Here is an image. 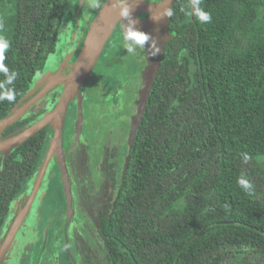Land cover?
Listing matches in <instances>:
<instances>
[{
    "label": "trees",
    "instance_id": "1",
    "mask_svg": "<svg viewBox=\"0 0 264 264\" xmlns=\"http://www.w3.org/2000/svg\"><path fill=\"white\" fill-rule=\"evenodd\" d=\"M189 2L175 0L172 38L128 153L123 184L108 177L104 185L109 203L99 232L113 264H264V0H202L210 23L187 14ZM77 3L0 0V37L10 43L4 64L17 74L7 86L14 88L15 100L0 102V122L63 62ZM96 15L97 8L82 14L81 45L91 23L85 19ZM5 79L0 72V83ZM137 83L140 90L141 79ZM59 97L60 91L49 95L47 109L36 103L2 139L36 124ZM50 133L43 129L6 162L0 248L11 226L7 221L37 181ZM242 153L251 159L244 162ZM51 171L59 177L54 159L44 179ZM242 174L253 185L252 195L238 184ZM51 190L43 180L35 206Z\"/></svg>",
    "mask_w": 264,
    "mask_h": 264
},
{
    "label": "flooded vegetation",
    "instance_id": "2",
    "mask_svg": "<svg viewBox=\"0 0 264 264\" xmlns=\"http://www.w3.org/2000/svg\"><path fill=\"white\" fill-rule=\"evenodd\" d=\"M105 1L106 0H102L103 3L101 7L104 5ZM162 1L164 0H145V3L154 5L157 3H161ZM100 8H97V14ZM92 10L93 9L89 8L88 4L85 1L80 11V15L74 16V19L76 20V24L74 27L72 38L75 33H76V38L75 41L74 40L72 41L71 39L69 44L70 48L68 52L65 54L63 62L60 63V66L57 69L58 71L59 70L63 71L62 76H66L70 73L71 68L76 62L77 57L84 45V43L83 45H81L80 39L78 40V34H80V22L83 17L82 14H84V12L86 15L87 13L88 14L90 12L92 13ZM149 17L150 16L147 13L138 14V18L141 20H148ZM93 20L90 21V17L87 16L85 22L86 24L90 22L92 23ZM122 38H123L122 31L120 30L119 27H117L116 31L114 32V36L110 41L114 43L108 44L107 46L106 51H108V55L106 58V62L104 63L103 61L104 65L105 64L111 65V63L115 61L114 60L115 57H124L125 55H128L129 57L130 56L133 57V59L136 62H138L140 65H142L145 62V66H146L144 53H140L139 55H135V56L127 53L124 48V41ZM71 45H73V47H71ZM77 52L78 55L76 56ZM63 63H65V66L62 68ZM103 63L101 62V64ZM109 67L111 68V70H113L112 65ZM57 70L53 72H56ZM53 72H49V73L52 74ZM134 78L132 80L128 79L129 80L128 83L135 79L136 81L138 80V78L135 79ZM97 81L100 82L98 79L92 80L91 84H89V86L86 87L87 97L83 101L84 119L82 122V129L78 128L79 126L78 99H76L72 103L70 112L68 113L65 122L64 149L66 154L69 178L71 181V187L73 193V206H74V215L70 225L69 226L67 225V217L64 215V213L67 210V204L64 195V189L60 181V176L58 177V176L49 175L47 179L48 182H50V186L53 184L61 185L62 196L61 195L60 196L62 197V202L61 200H59V207L57 208V210H55V213L53 215L51 214L47 217L43 225V218L45 216V213L43 214L38 211L37 207L39 206L40 203L37 206H35L38 200L37 197L40 195L39 193H37L23 224L21 225L19 231L17 232L15 238L13 239L12 244L7 249V252L5 253L4 257L1 259L0 264H42L43 260L45 259H48L45 261V264H50L52 261L53 264H113L107 242L99 232L101 212L102 210H105L106 205H108L109 203L107 194L104 191L105 190L104 185L108 177L113 179H119L118 185L120 183L125 161L128 156V153L127 156L122 153L123 150L122 147L124 146L126 148V151L128 152V148H127L128 131L131 126V120L135 116L137 111L136 99L133 96V95L136 96L135 93L137 92V89L135 88L131 91V93H129V97H132L131 100H128V102L123 101L122 103H120L118 101L117 102L112 101V96L117 94L116 87L118 86L114 87L113 94H110L112 96H107L109 97L108 99H106L107 107L104 108L105 105L102 106L98 105L100 104L101 100L99 99L93 100V98L91 97L92 88L98 89V87L92 85L94 82ZM134 84L136 86V84L138 83L134 82ZM44 86H42V89L44 88ZM63 90H64L63 86H58L54 91L48 93L47 96L42 98L37 103L40 105L38 108L47 109V104H49V101L46 100L43 101V99H47V97L51 94L55 95L58 91H60V97H59L60 99ZM126 90L127 87L125 91ZM88 104L91 106L92 109H94L93 112L94 115L92 117L88 116V112H87ZM131 104H133L135 108V111L133 113L129 109ZM52 111L46 112L45 116L46 114ZM107 129L110 131H108ZM106 130L108 131V133L102 134L105 133ZM115 134L117 135L115 136ZM104 141L105 143L107 142L110 143L112 149L111 155L109 156V158L107 157L108 158L107 163L105 162L102 163L101 161L98 160V157H96V155L100 153ZM92 146L94 147V150H92L93 149ZM76 158L79 159V165H78L80 168L79 176L78 175L75 176V174L78 173V170L75 167ZM88 172L91 173L89 174ZM91 178L93 179L94 182L99 181L100 179L98 178H102V183H101L103 187V191L101 194L102 198L100 204L95 206H93L92 201H87L84 198L85 186L87 182L90 181ZM31 193L28 196L27 200L25 201H23L22 199L19 200L17 205H21L22 203H24L23 207L16 214L12 212L13 214L11 215L10 220L7 221L5 226L8 227L9 223L11 224V226L9 227L6 233L2 246L6 241V238L10 233L11 228L14 225V222L17 220L20 212L28 204ZM41 195H42L41 199L43 201L48 197V192L41 193ZM35 214H37L38 217H34ZM58 218L59 221L55 223V221ZM39 220H40V224L38 223ZM31 241L34 242V245H32ZM23 243L24 246L25 244H29V243L30 245L29 246L26 245L27 247L23 250L24 248L22 247ZM93 247H97L98 249L102 250V252L105 254V258L103 260H99L97 258L93 250ZM17 257L18 258L20 257V261H18ZM55 257H57L56 259L59 262L58 261L54 262Z\"/></svg>",
    "mask_w": 264,
    "mask_h": 264
},
{
    "label": "water",
    "instance_id": "3",
    "mask_svg": "<svg viewBox=\"0 0 264 264\" xmlns=\"http://www.w3.org/2000/svg\"><path fill=\"white\" fill-rule=\"evenodd\" d=\"M85 1L86 0H78V5L76 9L77 15L80 14V11ZM117 4L121 6L118 12H116ZM174 4L175 0H164L161 3H157L154 5L145 3V0H123V3H121V0H106L104 5L100 8L95 19L90 24L88 33L84 41V45L77 57L76 62L72 66L70 73L66 76H62L61 74H59L60 76L57 77L58 80L56 82H50L48 84L46 83L44 88L39 91L32 99H30L21 107H16L13 110V113L8 118L0 122V156H3L0 177L4 173L6 169V162L15 148L22 146L45 128H50L52 133H50V137H52V139L50 142L49 150L41 167V171L37 177V181L34 185L28 204L20 212L17 220L14 222V225L12 226L11 231L6 238V241L0 249V261L4 257L5 253L7 252V249L12 244L13 239L15 238L17 232L23 224L32 206V203L41 187L50 162L53 159L55 161V166L57 171L59 172L60 181L64 189V195L67 204V210L64 215L67 217L68 226L70 225L71 220L73 219V193L64 149L65 122L68 113L70 112L71 105L76 99L78 91L81 88L88 87L92 80L98 79L99 81H102L101 77H104V75L98 73V65H100L101 62H103V60L105 61L107 58L108 51H106V49L109 42L114 36L116 28L119 27L122 33L124 34L126 26L129 24V20L121 16V11L125 7L129 8L131 11L130 19L135 21V27L138 30L149 34L153 38V40L156 41V47L160 49V52L155 57L148 56L147 53H144L146 66L140 73L139 78L142 81V85L141 89L138 93H136L135 96L137 111L135 116L131 120V126L128 131V153L132 150L137 130L139 128L142 116L146 110V105L153 89L155 80L159 73L166 44L172 38V36L169 34V27L172 16L167 17L166 11L169 8L173 11ZM135 8L137 9L135 10ZM139 13H147L150 17L148 20H141L138 18ZM114 16H120V19L118 21H115L113 19ZM152 18L158 20L154 21ZM75 38L76 33L74 34L72 41H75ZM149 44H151V41H149ZM64 66L65 63H63L62 68ZM88 67L91 68L87 71L86 78L79 85L75 86L72 89L74 81L79 76L83 75ZM50 75L51 73L45 75L36 83V85L44 82V80L48 79ZM58 86H63L64 90L61 95V98L59 99L57 105L55 106L52 112L46 114V116L43 117L40 121H38L36 124L28 128L27 130L23 131L22 133L12 136L5 140L2 139L3 133L7 129V127L15 123L36 103H38L42 98L47 96L48 93L54 91ZM83 104L84 102H80L79 100V129H82V122L84 119ZM60 112L63 113V118L59 128H57L55 125V120L57 114ZM129 158L130 156L126 158L118 187L122 186L123 184V180L128 169Z\"/></svg>",
    "mask_w": 264,
    "mask_h": 264
},
{
    "label": "rangeland",
    "instance_id": "4",
    "mask_svg": "<svg viewBox=\"0 0 264 264\" xmlns=\"http://www.w3.org/2000/svg\"><path fill=\"white\" fill-rule=\"evenodd\" d=\"M77 5H78V3H77ZM70 6L72 7V3L70 4ZM76 9H77V7H76ZM79 15L80 14L77 15V12H76L75 16H79ZM61 36H62V38H64V35H61ZM111 43H114V42H110L109 44H111ZM71 46H73V45H71ZM108 48H110V47H108ZM74 52H75V50H74ZM113 59H114V57H113ZM114 60L115 61L113 63H111V65L113 66V70H114L113 72L114 73L110 72L111 68L109 66H111V65H107V64L104 65L106 60L105 61L103 60L104 63L102 62L103 64L98 65V68H99L98 69V73L105 75V77H101L102 81H100V82L97 81V82H94L92 84V85L98 87V89L92 88V90H91L92 91V93H91L92 96L91 97L93 98V100H98V99L101 100L100 104H98V105H100V106L105 105L104 108L107 107L106 99L109 98L107 96H112L110 94H113L114 87H116V86H118V87H116L117 94L112 96V101L113 102H117L118 101V102L122 103L123 101L128 102V100H131L132 97H129V93H131V91L133 89H135V88L137 89V93H138V89H139V84H136L137 87L134 84V82L135 83L138 82V80L136 81L135 78H137V76H140L141 71L145 67V62L142 64L143 65L142 66L138 62H136L133 59V57H131V56L129 57L128 55H125L124 57H115ZM62 72L63 71H61V70H59V71L57 70L56 72H53L49 76V82H48V79H46V80H44V82L39 83L38 85L33 87L32 88L33 90L30 92L29 96H35L42 89V86L46 85V83L48 84L50 82L52 83L54 81H57L58 80L57 77L60 76L59 74L62 75L63 74ZM133 78L135 80L130 81L128 83V81H129L128 79L132 80ZM121 86H127V90L123 91L124 88H122ZM99 88H100V90H99ZM100 92H103V93H100ZM86 93H87V90L85 88L83 90L82 94L80 95V97H81L80 102H83L85 100V98L87 97ZM133 96L135 97V95H133ZM45 100L47 101V99H43V101H45ZM129 109L133 113L135 111L134 105L131 104ZM87 112H88V116L92 117L94 115L93 114L94 109H92L89 104H88V107H87ZM107 130H106L105 133H102V134H106V133H108V131H110V130H108V131ZM111 130H112V128H111ZM116 132H117V130H116ZM116 135L117 134H115V136ZM94 147H95V145H94ZM94 147L92 146V148H93L92 150H94ZM122 149H123L122 153L127 156L128 152L126 151V148L123 146ZM111 153H112L111 144L108 143V142L105 143V141H104L103 146L101 147V151H100V153H98L96 155V157H98V160L101 161L102 163H104V162L107 163L108 162V158L111 155ZM75 162H76L75 167L78 170V173L75 174V176H77V175L79 176L80 175V168L78 166L79 165V159L76 158ZM88 173L90 174L91 172H88ZM50 174L52 176H57V174L54 173L53 171H51ZM98 179H100V180L97 181V182H94L93 179L91 178L90 181L87 182V184L85 186V189H84V198H85V200L92 201L93 202V206L100 204L101 198H102L101 197V194H102V191H103V187L101 185L102 178H98ZM44 184H47V187L48 188L51 187L52 190L49 192L48 197L45 200H43V201L40 200V204H39V206L37 208H38V211L40 213H43V214L44 213L45 214L46 213H51L53 215L55 213V210H57V208L59 207V200H61V202H62V197H61L62 196V190H60L61 187L59 185H54L53 184V185L50 186V182H48V179H44ZM53 194H56V195H53ZM34 217H38L37 214H35ZM44 218H43V225H44V221H45ZM33 221H34V218H33ZM58 221H59V218L55 221V223L58 222ZM38 223L40 224V220H39ZM31 243H32V245H34V242L31 241ZM26 245L29 246L30 243L29 244H25V246H24V243H23L22 244V247H24L23 250L27 247ZM93 250H94V252H95V254H96V256H97V258L99 260H103L105 258V254L102 252L101 249H98L97 247H93ZM56 258L57 257H55L54 262L58 261ZM46 260H48V259L43 260L42 264H45ZM18 261H20V257L18 258ZM50 264H53V261Z\"/></svg>",
    "mask_w": 264,
    "mask_h": 264
},
{
    "label": "clouds",
    "instance_id": "5",
    "mask_svg": "<svg viewBox=\"0 0 264 264\" xmlns=\"http://www.w3.org/2000/svg\"><path fill=\"white\" fill-rule=\"evenodd\" d=\"M86 3L88 4L89 8L92 9L101 7L100 0H86ZM121 3H123V0H121ZM201 3L202 0H190L188 4L187 14L198 17L202 23L212 22V14L210 12L204 11V9L201 7ZM182 11H184V9H182ZM172 15H173V11L172 9L169 8L166 11V16L171 17ZM121 16L129 20V24L126 26V30L123 37L124 48L126 52L132 55L147 53L148 56L155 57L160 52V49L156 47V41L153 40V38L149 34L144 33L135 27V21L130 19L131 17L130 9L127 7L123 8V10L121 11ZM152 19L154 21L158 20L155 18ZM149 41H151V44H149ZM9 48H10L9 41L3 37H0V72H3L6 77L5 81L0 83V102L5 100L8 102H13L15 100L14 88L7 86L14 84L17 74L15 72H10L9 68L4 64V60L6 58L5 53L8 51ZM137 78L140 79L139 76H137ZM141 85H142V81H141ZM241 155L244 162H247L251 159V157L246 153H242ZM238 184L249 195L253 194V185L248 179L244 177L243 174L238 179Z\"/></svg>",
    "mask_w": 264,
    "mask_h": 264
},
{
    "label": "bare ground",
    "instance_id": "6",
    "mask_svg": "<svg viewBox=\"0 0 264 264\" xmlns=\"http://www.w3.org/2000/svg\"><path fill=\"white\" fill-rule=\"evenodd\" d=\"M120 5H118L117 4V7H116V12H118L119 10H120ZM137 8H135V10H136ZM113 19L115 20V21H118L119 19H120V16H114L113 17ZM123 34V33H122ZM123 37H124V34H123ZM123 39V38H122ZM91 65V64H90ZM91 67H88L87 68V70L85 71V73L83 74V75H81V76H79L75 81H74V83H73V86H72V89L75 87V86H77V85H79L85 78H86V73H87V71L90 69ZM54 82H56V81H54ZM85 88H81L79 91H78V94H77V96H76V99H78V100H81V97H80V95L82 94V92H83V90H84ZM75 99V100H76ZM62 118H63V113H58L57 114V117H56V120H55V125H56V127L57 128H59V126H60V123L62 122Z\"/></svg>",
    "mask_w": 264,
    "mask_h": 264
}]
</instances>
